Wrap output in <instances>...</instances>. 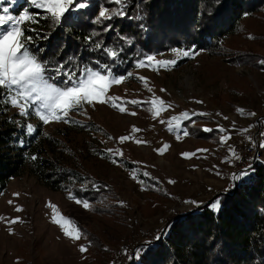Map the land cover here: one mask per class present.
Wrapping results in <instances>:
<instances>
[{
  "label": "rangeland",
  "instance_id": "rangeland-1",
  "mask_svg": "<svg viewBox=\"0 0 264 264\" xmlns=\"http://www.w3.org/2000/svg\"><path fill=\"white\" fill-rule=\"evenodd\" d=\"M23 3L35 7L31 0H4L2 7L18 18L27 12H15ZM227 44L222 56L174 49L150 55V63L146 57L143 66L112 83L106 93L118 98L115 102L125 112L94 101L71 110L64 120L44 123L36 106L22 115L9 103L12 112L34 115L44 134L62 141L73 170L97 183L99 191L85 208L68 197L71 189L50 190L28 171L10 179L0 194V264L139 262L142 249L167 233L170 218L204 204L213 208L217 195L234 194L254 165H264V8L244 19ZM184 51L190 54L184 56ZM238 52L246 59H233ZM166 60L176 63L156 64ZM154 98L164 101L155 118L150 110ZM155 107L161 106L157 102ZM185 112L188 117L180 118ZM189 118H197L191 133L184 125ZM69 119L83 130L74 134ZM125 136L129 139L121 141ZM222 137H228L226 142ZM236 140L251 144L250 158H242ZM98 149L110 157L95 155ZM54 215L75 221L81 238L66 236Z\"/></svg>",
  "mask_w": 264,
  "mask_h": 264
},
{
  "label": "trees",
  "instance_id": "trees-1",
  "mask_svg": "<svg viewBox=\"0 0 264 264\" xmlns=\"http://www.w3.org/2000/svg\"><path fill=\"white\" fill-rule=\"evenodd\" d=\"M78 3L85 6L73 7L59 24L41 8L23 3L15 10L19 14L26 8L34 16L20 27L32 38L29 50L47 63L50 82L60 87L71 86L66 76H57L55 69L60 64L65 65L64 71H75L78 76L80 70L89 67L121 77L146 57L174 49L204 50L222 56L228 41L239 33L242 21L264 8V0ZM121 8L125 15H112ZM102 9H108L112 19H98ZM245 53H235L233 59H246ZM194 120L197 118L184 123L190 133ZM29 121H34L31 132ZM69 121L68 128L74 134L83 130L72 119ZM62 144L44 134L34 115L22 117L12 112L6 91L0 89V194L10 179L28 171L50 190L71 189L70 199L93 203L98 184L73 170V159L66 156ZM99 151L95 155L110 157ZM253 169L237 184L234 194L217 195V209L204 204L170 218L167 233L144 247L139 262L131 264H264V165L256 164Z\"/></svg>",
  "mask_w": 264,
  "mask_h": 264
},
{
  "label": "snow or ice",
  "instance_id": "snow-or-ice-1",
  "mask_svg": "<svg viewBox=\"0 0 264 264\" xmlns=\"http://www.w3.org/2000/svg\"><path fill=\"white\" fill-rule=\"evenodd\" d=\"M12 2H14V0H12ZM113 2L117 5H122L124 0H113ZM3 3L4 0H0V11L3 13L0 15V89L6 91L8 103L18 107L22 115H27L29 108L36 106V114L44 123L64 120L68 117L71 110L82 107L84 103L92 104L94 101L111 103L113 107L118 108L121 112L127 110L125 107L115 102L118 98L106 96L112 83H121L126 77H113L110 73L104 74L101 71L89 67H84L80 70L78 76L75 71H64L65 65L60 64L55 69V72L57 76H66L71 86L60 87L50 82V77L46 75L48 71L47 63L40 61L38 57L29 50L28 44L32 38L25 36L24 31L20 27L23 21L34 20V16L25 12L18 18L13 17L8 14L9 7H2ZM31 3L35 7L44 9L48 17L57 24L60 23L65 14L73 7L85 6L84 4L78 3V0H31ZM125 14V11L121 8L112 15L123 16ZM112 15L109 14L108 9H102L98 19L110 20L112 19ZM9 22H11V26L5 28L4 26ZM111 54L113 56L116 55L115 52ZM189 54L190 53L187 51L183 52L184 56H188ZM153 60L154 57H147L149 63ZM69 61H71V58H69ZM175 63V60L156 61L157 65L163 67L174 65ZM260 63L264 64V61H260ZM138 66H143V62L138 64ZM157 102L161 106L160 108L155 107ZM130 103L139 104V101L132 100ZM198 103H202V101H198ZM152 104L153 108L150 110L154 112L155 118V116H158L160 111L163 110L164 101L159 98H154ZM237 111L242 113L243 109H238ZM135 114L136 113H132V115ZM201 115H203V113ZM252 115H254V113ZM187 117L188 113L185 112L181 114L180 118ZM177 119V117H172V120ZM161 122L163 123V121ZM32 130V126L29 125L28 131L31 132ZM169 130H171V126ZM205 131L212 130L206 128ZM185 135H187V133H185ZM120 139L124 141L129 139V137L125 136ZM227 139L228 137H222V141L226 142ZM139 142L140 141H137V143ZM108 152L111 154L112 150L109 149ZM183 155L188 157L191 154L184 153ZM246 174L247 173H243L242 175ZM76 202L83 203L85 208L90 207L86 201L82 202L77 200ZM52 207L55 208V206ZM212 207L218 208L219 201L213 204ZM17 220L18 218L10 221V223H15ZM61 221L65 223H61ZM53 222L60 224L66 236L76 240L81 238L82 234L79 228L76 226L75 221L70 218L61 215L60 219H57L56 215H54ZM65 224L68 226H65ZM80 250L83 252L86 251V248L82 245Z\"/></svg>",
  "mask_w": 264,
  "mask_h": 264
},
{
  "label": "built area",
  "instance_id": "built-area-1",
  "mask_svg": "<svg viewBox=\"0 0 264 264\" xmlns=\"http://www.w3.org/2000/svg\"><path fill=\"white\" fill-rule=\"evenodd\" d=\"M236 150L242 152L243 159H248L251 155V144L237 140Z\"/></svg>",
  "mask_w": 264,
  "mask_h": 264
},
{
  "label": "bare ground",
  "instance_id": "bare-ground-1",
  "mask_svg": "<svg viewBox=\"0 0 264 264\" xmlns=\"http://www.w3.org/2000/svg\"><path fill=\"white\" fill-rule=\"evenodd\" d=\"M263 104V103H262ZM247 141V140H246ZM252 142V141H251ZM235 143V149H236V144H237V140L234 142ZM257 143V142H256ZM235 153V152H234Z\"/></svg>",
  "mask_w": 264,
  "mask_h": 264
},
{
  "label": "water",
  "instance_id": "water-1",
  "mask_svg": "<svg viewBox=\"0 0 264 264\" xmlns=\"http://www.w3.org/2000/svg\"><path fill=\"white\" fill-rule=\"evenodd\" d=\"M163 236V234L160 235V238Z\"/></svg>",
  "mask_w": 264,
  "mask_h": 264
}]
</instances>
